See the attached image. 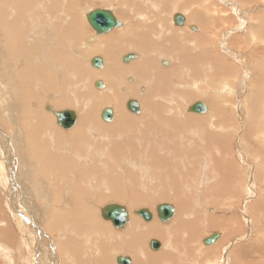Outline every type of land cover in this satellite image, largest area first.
<instances>
[{"label":"bare ground","instance_id":"bare-ground-1","mask_svg":"<svg viewBox=\"0 0 264 264\" xmlns=\"http://www.w3.org/2000/svg\"><path fill=\"white\" fill-rule=\"evenodd\" d=\"M74 1L0 0V256L18 259L25 251L39 258L33 264H64L59 254L65 264H88L87 249L96 263L112 264L105 238L127 237L135 229L136 253L153 237L162 246L157 249L160 244L152 241L157 251L131 259L132 264H199L203 254L190 244L198 241L197 229L206 220L217 233L204 241L214 234L219 240L209 246L199 241L211 256L204 264H240L233 253L247 249L261 259V248L248 241L233 245L248 230L250 237L262 231L252 212L264 216V187L259 196L261 187L255 184L264 177V3L256 28L250 27L258 35L237 34L232 42L210 19L209 26L220 34L202 36L200 27L190 26L195 15L188 11L186 17L171 12L166 20L165 9H178L179 0H116L127 9L126 18L120 17L125 25L109 35L85 37L91 12L79 18ZM187 1L183 6L207 7V0ZM219 3L203 18L224 15L228 29L245 16L250 19L240 9L245 1ZM107 4L112 7L113 0ZM178 15L186 19L182 25L176 23ZM168 22L173 28H165ZM155 25L172 42L154 40L148 28ZM203 41L207 55L196 54L197 45L186 46ZM223 48L225 55L219 52ZM91 54L104 56L98 57L102 66L93 64L97 57L88 58ZM239 62L249 70L232 72L231 65ZM97 78L107 91L94 90ZM182 96L186 102L204 101L207 111H192L195 101L178 104ZM131 100L140 105L139 116L128 109ZM106 109L113 111L111 123L102 117ZM66 111L74 112L76 125L62 130L58 113ZM194 133L190 144L179 139ZM169 177L176 216L159 221L155 214L167 198L156 207L146 192H137L144 181L163 187ZM126 192L134 204L129 215L125 210L127 223L111 228L101 222L98 216L106 207L121 206L103 207L108 197L122 199ZM142 206L153 215L143 224ZM216 246H223L221 257ZM129 262L121 258L119 263Z\"/></svg>","mask_w":264,"mask_h":264},{"label":"rangeland","instance_id":"rangeland-1","mask_svg":"<svg viewBox=\"0 0 264 264\" xmlns=\"http://www.w3.org/2000/svg\"><path fill=\"white\" fill-rule=\"evenodd\" d=\"M107 1L108 0H75L74 1L75 2V8H74V10H75V13L78 15L79 18H83L88 13L93 12L95 10H98V8H100V9L110 10L112 13H114L115 17L122 24V25H118L117 27L113 28L107 34L99 35L96 32H94L93 28L90 26V24L88 23V21L85 19V31H86L85 37L86 36L87 37H91L92 35H95L96 37L97 36L102 37V36H105V35H109L112 32H114V31L122 28L125 25L124 20L122 18H120V17L126 18V16H127L126 15L127 9L120 6V1L113 0L112 7H110V5L107 4ZM133 1L134 2H138V0H133ZM238 1H240V0H238ZM243 1L246 2V8L243 9V8L240 7V9H241L243 15L245 14V12H247L248 14H250L249 15L250 16V19H249V17H246L245 16V19H243V22H240V20H239V24L236 25L235 27H233V29H228L227 27H225L224 25H222L221 19L224 17V15L222 17L211 16L210 18H207V19H204L203 18V14L202 13L205 10H209V11L213 12L214 10H216V7H220L219 0H207V7L204 8L203 10L195 9V7L192 6V5L190 7H185L183 5H186L187 3H190V2H188L187 0H179L180 7L178 9H176V10H173V9H170V8H166L165 11H164V17H165L166 20H170L171 19V12L172 13L173 12H175V13H182L185 16V12L188 11L189 13H193L195 15L194 21H193V23L190 24V26L191 27L192 26H196V28L193 27V28H195V30L197 29V27H200L201 28V32L200 33H203L202 36H206V35H209L210 33H213L212 36L210 35L211 37L209 39H216L217 36L220 33H223V37L226 36L227 39H229L230 41L233 42V39L235 38V36L237 34H246L251 39V37L253 35L255 37L258 35V32H251L250 31V27L253 26V27L256 28V25H257L256 18L260 14H262L260 6L263 5V3H264L263 1L264 0H243ZM229 2L236 3V2H233V1H229ZM254 2H258L257 4L252 5V6H255L257 8H251V4L254 3ZM209 19L213 23L221 24V32L220 33H216L215 31H213V28L209 26L210 25ZM170 23L168 22V24H167V26L165 28H167L168 26L172 27V24H170ZM151 27H152V29L151 28H148V29L153 34L152 36H153L154 40H156L157 42H159L161 44L164 41L172 42L171 39H170V36L168 34H166L165 29L156 28L157 25L151 26ZM184 27H185V24L183 26H181L179 30L183 29ZM204 27H206V28H204ZM218 27H220V25ZM193 28H192V31L196 32L195 30H193ZM157 32L158 33H161L162 32L163 35L162 36H157V34H156ZM134 33H139V31L138 30H135ZM197 35H199V33ZM195 45H197V46H199L201 48V51L198 52V53H196V54H200L201 52H203V55H207L208 54L207 53V50L204 51V48H206L208 46V45L205 44L204 41H203L202 45H198L195 42H188V44L186 46H190L191 47V46H195ZM167 46H169V45H167ZM219 52L222 53V54H224V55L227 53V51L225 50V48L221 49V51H219ZM141 53H140V55H141ZM158 55H159V53H158ZM94 57L104 58V56L102 54H99V55H94V54L88 55V58H94ZM94 59H96V58H94ZM170 59H171V61H174L172 57ZM230 59L233 60L234 57H231ZM243 63L244 62H239L238 65L236 63H233L231 65V67H230V70L232 72H235L236 71V68L237 69H244L245 68V71H248L249 70L248 65L247 64L241 65ZM94 68L97 69V70H100V71L104 69V67H102L100 69H98L96 67H94ZM204 68L205 67H203L201 70H203ZM200 77H201V73H200ZM100 80H103V79L97 78V79L94 80V86H93L94 90L95 89L100 90L99 88H104L103 84H102V86L99 85L101 83V82H99ZM123 83H124V80L122 82L120 80L119 83H118V87L119 86L122 87V84ZM187 89L188 88H186L184 91H188ZM191 89H193V88H191ZM107 90L108 89L105 87L101 91H107ZM112 92H114V91H112ZM41 98H43V97H41ZM182 98L184 99V101L179 100V103L178 104H180V105H184L185 102H186V100H187L186 96H182ZM51 100H52V98H51ZM136 100L139 101V99H136ZM159 100L160 101H163V97L162 98H159ZM193 101H195V102H204V101H201V100L196 101L195 99H189L186 102V104L187 103L190 104ZM251 106H253V105H251ZM106 107H111V106L106 105ZM127 111L129 113H131L128 109H127ZM186 113H187V111H186ZM135 115L139 116L138 114H135ZM98 118H99V115H98ZM105 123H107V122H105ZM109 123H111V121ZM3 125L6 127L5 124H3ZM59 127H60V129L63 128L62 125H60V124H59ZM65 129H67V128H65ZM196 136L197 135L195 133L194 134H191V135L187 134L186 137H179V139L180 140H183L181 142L190 144L189 137L190 138H194ZM203 137L204 136H202L201 139H203ZM247 137H249L248 134L244 135L245 140H246ZM218 152L219 151L216 150V153H218ZM151 179H153V178H151ZM255 184H257V185H259L261 187L262 194H259V196H263L264 177H258V179L256 180ZM139 188H140V190L142 192H137V193H144V192H146V194H148L149 197L151 198L149 200H152V203H154V206H156V207H157L156 204H158L161 200H163L164 197H166L167 200H163L164 202H161L162 204L165 203V204L171 205L172 202H176L177 203V201L174 199V196H171L170 195V194L173 193V191L175 189V187H174V180L171 179L170 177L167 178L166 184L163 187H160V184L155 183L154 181H144L142 184L139 185ZM177 196L178 197L181 196V192L179 194H177ZM259 196H257L256 199ZM38 202H40V201L38 200ZM244 202H245V199H244ZM106 203H107V205L110 204V203H117V204L121 205V207L123 206V208L126 209V212H127L128 215L131 212V210H133V208H130V206H133L134 205V204H131V200L128 198L127 192H126V195L124 196V198H122V199L121 198H117V197H113V198L108 197V200L106 202H104L103 207L106 205ZM162 204H159V206L162 205ZM115 206H118V205H115ZM108 207H110V206H108ZM108 207H106L103 211L100 212V215L98 216L99 220L101 222H103V223L110 224V227L111 228H119V227L115 226L110 219H106L105 218V214L107 212V208ZM178 207L179 206H177V208ZM100 208L101 207H99V209ZM136 208H138V207H136ZM234 208H237V205H234ZM139 209H147V210H149L152 213V211L147 206H142V207L138 208V210ZM233 210L235 211V209H233ZM245 211L246 210L244 209L243 212L245 213ZM244 213H242V214H244ZM228 214L229 213L226 214L227 217L230 216V214L229 215ZM252 214L254 215V212H252ZM128 215L126 216V223H127ZM202 215H204V214L202 213ZM155 216H156L157 220H159V221L161 220L159 218V214H155ZM174 216H176L175 213H174V215H172L171 218H173ZM218 216H222V214H218ZM133 218H136V216H134ZM147 222L148 221H144L143 220L142 224L143 223H147ZM124 225H122V226H124ZM128 225L129 224H127V226ZM122 226H120V227H122ZM250 229H251V227H250ZM197 231L199 233V235H198V241L197 242H191L190 246L194 250H197L198 251V254H203V256L200 257L199 264H204L205 262L210 261V257H211L207 253H204L205 246H209V245H207V243L204 240L209 235H211L212 233H214V232L217 233V232L216 231L212 232V230L209 229L206 220L203 221V224L201 223V225L198 227ZM133 232L135 233V229H133V231H131L127 237H116V238H114L115 236H112L110 238H108V237L105 238V241H106L105 244L106 243L108 244L110 253L114 257V259L112 260V264H120L119 262H120L121 258L127 259V260H129V259L130 260L131 259H136V257H138L139 259H145V258H148V256H149L150 253H155V251H157V249H160L161 248L162 242H161L160 238L153 237V238H150L148 240L149 241L148 247H145L144 245L139 244V245H141L140 247L143 248V252L136 253L135 246L138 245V244H136V243L133 242ZM189 232L193 234V230L192 229H190ZM249 232H250V230H248V232L246 233V235L243 237V239L240 242L234 244L233 246L237 248V247L243 245L244 243H246L248 241L249 243H251L254 246L255 249L261 248L259 250V253L263 257L261 259L257 258L255 255H253V251L251 249H247V250H244V251H237V252L233 253V255H235L236 260H239V263L240 264H242V263L243 264H255V263L259 262V260L264 261V230H262L260 232L259 231L256 232L254 234V236H252V237L249 236ZM47 233H49V232L47 231ZM218 240H219V236H217V241ZM152 241H157L160 244V246L157 249H155V250H152L150 248V244L152 243ZM199 241L202 242L203 244H206V245L202 248L200 246V244H199ZM222 247L223 246H216V248H217L216 257H221L220 256V252H221ZM57 254H58V252H57ZM58 257L65 264L64 259L62 257H60L59 254H58ZM225 257H227V256L225 255ZM225 257H223V259ZM1 258H3V259L1 260ZM84 258L89 261L88 264H99V263H96V261H94L93 254H91L87 249L84 250ZM38 259L35 258L33 255H31L29 253H26L25 251H23L22 255L18 259H16L15 256L13 258H8V259L7 258H4L3 256H0V262H2V264H15V263L16 264H33V260L34 261H38ZM231 261H233L232 258H231ZM128 264H132V263L129 262ZM165 264H171V263H165ZM185 264H191V263H188L187 262ZM220 264H221V262H220Z\"/></svg>","mask_w":264,"mask_h":264},{"label":"water","instance_id":"water-1","mask_svg":"<svg viewBox=\"0 0 264 264\" xmlns=\"http://www.w3.org/2000/svg\"><path fill=\"white\" fill-rule=\"evenodd\" d=\"M176 23L178 25H182L184 23V17L182 15L176 16ZM88 21L90 22L92 28L98 34H104L110 31L115 26L121 25L117 18H115L114 14L110 10H95L91 12L88 16ZM93 64L97 67L102 66V60L100 58H96L93 60ZM128 109L133 113H140V105L137 101L131 100L128 102ZM190 109L195 113L203 114L207 111V106L203 102H196L193 104ZM105 121H111L113 118V111L111 109H106L103 111L102 115ZM76 117L73 111H66L58 113V123L62 125L64 128H71L75 123ZM112 208V207H110ZM126 209L119 206L115 207L112 211L108 208V212L105 215L106 219H110L113 224L117 227L122 226V224L126 221ZM174 212V208L169 204H162L159 206L158 214L161 221L169 220ZM140 216L145 221H151L153 219V215L147 209L139 212ZM218 234H214L211 238L207 239L205 242L207 244H212L216 241Z\"/></svg>","mask_w":264,"mask_h":264},{"label":"crops","instance_id":"crops-1","mask_svg":"<svg viewBox=\"0 0 264 264\" xmlns=\"http://www.w3.org/2000/svg\"><path fill=\"white\" fill-rule=\"evenodd\" d=\"M253 217H254L256 223L261 222V225H260L259 229H260V230H264V216H263V217H261V216H260V217H256V216L253 215ZM150 248H151L152 250H155V249L152 247V243L150 244ZM128 258H129V257H128ZM129 261L131 262L130 259H129ZM131 263H132V262H131Z\"/></svg>","mask_w":264,"mask_h":264}]
</instances>
